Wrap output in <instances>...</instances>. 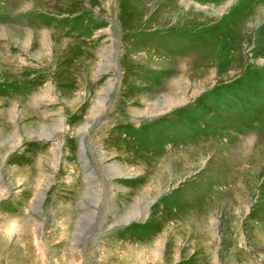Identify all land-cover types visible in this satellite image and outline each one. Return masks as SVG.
Returning a JSON list of instances; mask_svg holds the SVG:
<instances>
[{
  "label": "rangeland",
  "instance_id": "374dc122",
  "mask_svg": "<svg viewBox=\"0 0 264 264\" xmlns=\"http://www.w3.org/2000/svg\"><path fill=\"white\" fill-rule=\"evenodd\" d=\"M0 264H264V0H0Z\"/></svg>",
  "mask_w": 264,
  "mask_h": 264
}]
</instances>
